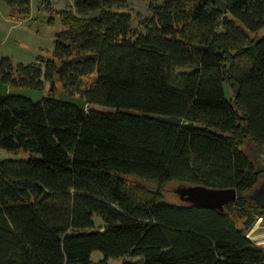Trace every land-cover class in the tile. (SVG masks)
<instances>
[{
	"label": "trees",
	"instance_id": "16d2710c",
	"mask_svg": "<svg viewBox=\"0 0 264 264\" xmlns=\"http://www.w3.org/2000/svg\"><path fill=\"white\" fill-rule=\"evenodd\" d=\"M1 1L31 14V0ZM129 1L74 0L52 59H0L11 89L0 151L30 154L0 159V264H264L249 236L264 219L250 198L264 181V0H224L226 14L213 0H149L140 27ZM60 93H82L88 109ZM172 184L236 189L238 200L224 212L171 204Z\"/></svg>",
	"mask_w": 264,
	"mask_h": 264
},
{
	"label": "rangeland",
	"instance_id": "374dc122",
	"mask_svg": "<svg viewBox=\"0 0 264 264\" xmlns=\"http://www.w3.org/2000/svg\"><path fill=\"white\" fill-rule=\"evenodd\" d=\"M32 10L27 18H20L14 14L10 6L0 0V59L10 58L14 65H29L36 63L39 57L52 59L56 47V35L64 29L63 18L60 15L62 11H72L77 14L74 0H54L51 9L43 8L39 0H31ZM149 0H130L127 10L134 17L135 27L140 25L151 15ZM93 77L83 80L82 88L87 89L92 84ZM227 97H232V91L226 86ZM76 96L83 97L82 93ZM257 155V154H256ZM255 155V156H256ZM29 153L20 152L12 154L0 151V159L22 158L27 159ZM260 158V157H259ZM131 182H136L135 178H130ZM182 184H172L167 186L164 196L166 201L171 204H180L183 201L176 190ZM98 225L103 222L96 217ZM242 225V222H240ZM249 236L257 244L264 246V219L259 218L249 232ZM104 261V255L100 251L93 254V262L101 263ZM124 258H113L108 264H123Z\"/></svg>",
	"mask_w": 264,
	"mask_h": 264
},
{
	"label": "water",
	"instance_id": "95a60500",
	"mask_svg": "<svg viewBox=\"0 0 264 264\" xmlns=\"http://www.w3.org/2000/svg\"><path fill=\"white\" fill-rule=\"evenodd\" d=\"M220 12L226 14L228 12V4L224 0H213ZM11 89L9 85L5 84L3 78L0 76V95L9 96ZM12 93L18 97L25 98L35 104L43 103L46 98L45 91H37L31 89H15ZM59 98L69 104L79 107L82 110H87L89 103L87 100L78 96L69 95L66 93H60ZM165 121L177 126H188L194 128V123H188L182 118L167 117ZM255 160L259 166V172L264 175V163L259 158V155L255 156ZM177 194L183 202L193 204L198 207H206L215 209L221 212L226 210V206L231 203H236L238 200V192L236 189H215L206 186H188L180 185L176 190ZM258 206L264 208V181L261 185L254 190L250 196ZM144 263V259L140 260Z\"/></svg>",
	"mask_w": 264,
	"mask_h": 264
},
{
	"label": "built area",
	"instance_id": "2783aa9c",
	"mask_svg": "<svg viewBox=\"0 0 264 264\" xmlns=\"http://www.w3.org/2000/svg\"><path fill=\"white\" fill-rule=\"evenodd\" d=\"M252 231V230H251Z\"/></svg>",
	"mask_w": 264,
	"mask_h": 264
}]
</instances>
